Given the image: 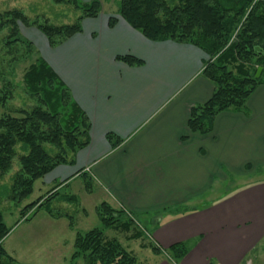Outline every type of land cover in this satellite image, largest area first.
Instances as JSON below:
<instances>
[{
  "label": "crops",
  "instance_id": "obj_1",
  "mask_svg": "<svg viewBox=\"0 0 264 264\" xmlns=\"http://www.w3.org/2000/svg\"><path fill=\"white\" fill-rule=\"evenodd\" d=\"M110 16L117 18L112 27ZM81 28L53 48L40 32L33 34L39 55L90 123L88 145L76 151L72 164L45 174L42 185L63 189L74 183L87 197L95 193L94 210L105 201L136 216L190 205L193 210L169 218L150 216L156 220L152 239L162 250L187 242L178 264H252L250 255L264 237V182L223 199L207 195L224 170L264 169V83L243 110L221 112L209 133L192 134L190 108L213 91L202 75V50L150 41L103 7L97 17L83 19ZM125 55L143 63L116 59ZM107 133L121 140L117 147Z\"/></svg>",
  "mask_w": 264,
  "mask_h": 264
},
{
  "label": "trees",
  "instance_id": "obj_2",
  "mask_svg": "<svg viewBox=\"0 0 264 264\" xmlns=\"http://www.w3.org/2000/svg\"><path fill=\"white\" fill-rule=\"evenodd\" d=\"M53 2L69 3L80 11L75 22L51 25L36 19L30 21L19 10L0 11V30L7 32L5 47L8 54L15 53L16 45H21L28 55L32 52V43L20 36L19 24L37 29L53 48L80 33L83 19L95 18L102 11L100 0ZM115 2L117 15L146 39L188 43L207 56L202 75L211 82L213 91L206 102L190 108L187 122L190 133H209L217 114L243 110L248 97L264 83V0ZM116 21L115 16H110L108 26H114ZM116 59L129 66L143 63L129 55L117 56ZM22 83L25 93L35 103L30 109L17 110L16 115L6 112L0 116V171L5 172L11 167L17 147L21 151L20 170L15 175L13 185L17 201L26 198L31 193L33 183L56 166L72 164L76 151L88 145L90 129L85 112L41 56L29 62ZM5 88L0 90L1 106L11 97L10 90ZM106 139L113 148L121 142L112 133H107ZM95 212L101 228L75 231L71 261L81 257L84 264H135V256L116 238H109L104 233L108 228H126L127 231L131 222L124 211L102 201ZM70 226L72 228L71 222ZM9 232L10 228L0 213V264H21L16 263L2 245ZM139 236L132 233L129 238ZM150 249L156 255L164 251L156 243ZM167 249L165 253L172 264H178L187 254L189 246L187 242H180ZM3 258L7 261L3 262Z\"/></svg>",
  "mask_w": 264,
  "mask_h": 264
},
{
  "label": "rangeland",
  "instance_id": "obj_3",
  "mask_svg": "<svg viewBox=\"0 0 264 264\" xmlns=\"http://www.w3.org/2000/svg\"><path fill=\"white\" fill-rule=\"evenodd\" d=\"M101 2L105 12H116L115 0H102ZM9 10H19L30 21L36 19L38 22L46 21L51 25L72 24L80 14V11L71 4H56L53 0H0V11ZM18 26L20 36L32 43V52L28 55L21 45H16L14 46L15 53L8 54L5 47L7 32L0 30V90L7 87L11 92V97L2 102L3 106L0 105V116L6 112L16 115L17 110L30 109L35 103L25 93L22 76L29 62L40 57L33 35L38 30L34 27H24L21 24ZM13 57L15 59H12ZM20 155L21 151L17 147L11 167L5 172L0 171V213L4 223L10 228V232L2 243L6 253L16 263L21 264H84L81 257L71 261L74 251V233L95 227L101 228L100 220L92 206L93 199L96 198L95 193L90 196L88 194L87 197L85 192L79 190L74 183L63 189L57 188L59 184L45 186L40 180L43 179L42 177L33 183L31 193L26 198L17 201V192L13 185L15 175L20 170ZM223 176V179L216 178L214 186L207 195V200L209 198L223 199L248 186L264 182V169L249 174L224 170ZM54 188L55 194H52ZM198 205L200 206L201 202ZM82 208L86 210L85 214L82 213ZM23 209L24 214L21 215L20 212ZM190 210L193 208L186 204L180 208L159 210L140 216L124 211L131 222L127 231L126 228H108L104 233L109 238H116L130 251L136 258L135 264H162L163 261L173 263L165 253L168 249H164L159 255L151 252L150 247L155 246L152 239V228L156 220L151 219L150 216L165 219L178 215L180 211ZM51 217L54 219L67 217V219L54 221ZM132 233L140 236L129 238ZM257 248L256 252L250 255L252 264H264V237ZM2 260L7 261L4 258Z\"/></svg>",
  "mask_w": 264,
  "mask_h": 264
},
{
  "label": "water",
  "instance_id": "obj_4",
  "mask_svg": "<svg viewBox=\"0 0 264 264\" xmlns=\"http://www.w3.org/2000/svg\"><path fill=\"white\" fill-rule=\"evenodd\" d=\"M258 74H259V70L257 71V74H256V76H258Z\"/></svg>",
  "mask_w": 264,
  "mask_h": 264
},
{
  "label": "built area",
  "instance_id": "obj_5",
  "mask_svg": "<svg viewBox=\"0 0 264 264\" xmlns=\"http://www.w3.org/2000/svg\"><path fill=\"white\" fill-rule=\"evenodd\" d=\"M248 264V263H247Z\"/></svg>",
  "mask_w": 264,
  "mask_h": 264
}]
</instances>
